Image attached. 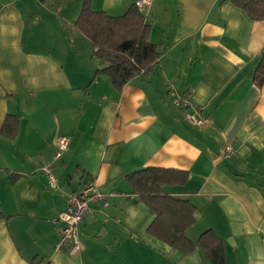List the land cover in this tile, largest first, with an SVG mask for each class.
<instances>
[{"label": "crops", "instance_id": "0c3cea01", "mask_svg": "<svg viewBox=\"0 0 264 264\" xmlns=\"http://www.w3.org/2000/svg\"><path fill=\"white\" fill-rule=\"evenodd\" d=\"M83 1L0 0V264H211L199 244L207 229L225 264H264V20L231 0H144L161 56L118 89L95 75L108 64L75 26ZM136 1L91 7L119 16ZM175 92L192 94L205 125L187 119ZM16 121L14 136L2 133ZM60 137L69 145L56 159ZM148 167L187 173L164 190L195 206L194 251L148 232L155 212L128 178ZM90 182L115 194L90 202L79 252L56 251L54 219Z\"/></svg>", "mask_w": 264, "mask_h": 264}, {"label": "trees", "instance_id": "16d2710c", "mask_svg": "<svg viewBox=\"0 0 264 264\" xmlns=\"http://www.w3.org/2000/svg\"><path fill=\"white\" fill-rule=\"evenodd\" d=\"M92 0H84L75 26L84 33L93 46V55L107 62L95 75L108 76L118 89L135 77L144 76L158 62L161 52L150 39L151 25L145 15L133 4L124 14L113 16L103 10H94ZM243 8L253 20H264V0H231ZM259 86L264 82V52L255 73ZM13 119V115L10 116ZM17 121L2 133L14 136ZM134 193L154 212L155 219L148 232L184 253L196 249L186 230L195 222V206L187 199L176 198L164 186L183 183L187 173L163 168L148 167L128 176ZM1 215V214H0ZM199 244L211 264H225L224 244L212 229L205 230Z\"/></svg>", "mask_w": 264, "mask_h": 264}, {"label": "built area", "instance_id": "2783aa9c", "mask_svg": "<svg viewBox=\"0 0 264 264\" xmlns=\"http://www.w3.org/2000/svg\"><path fill=\"white\" fill-rule=\"evenodd\" d=\"M136 6L141 8L144 0L136 1ZM174 103L177 107L185 111L187 119L192 123L203 126L207 123V118L203 114L201 107H194L192 94L190 92L173 93ZM69 145L67 137H60L56 141L57 151L55 158L59 159ZM236 154L235 149L228 145L225 148V156L232 157ZM53 163H45L42 166V171L49 177L52 186L56 185V179L53 175ZM114 192H105L99 189L95 182L88 183L81 192L72 193L69 198L67 208L60 212L54 219L56 222L62 221L63 227L59 240L56 243V251L66 250L72 254L79 252L81 240L79 235V224L83 221L86 212L90 209L91 201H102L103 205L109 204V198Z\"/></svg>", "mask_w": 264, "mask_h": 264}]
</instances>
